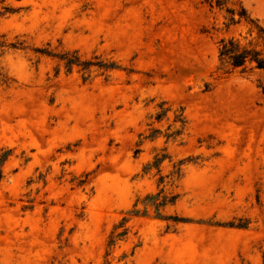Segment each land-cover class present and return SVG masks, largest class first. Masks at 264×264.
I'll return each instance as SVG.
<instances>
[{
  "label": "rangeland",
  "instance_id": "1",
  "mask_svg": "<svg viewBox=\"0 0 264 264\" xmlns=\"http://www.w3.org/2000/svg\"><path fill=\"white\" fill-rule=\"evenodd\" d=\"M227 9L264 29V0H0V264H261L264 71L217 44L264 47Z\"/></svg>",
  "mask_w": 264,
  "mask_h": 264
},
{
  "label": "trees",
  "instance_id": "2",
  "mask_svg": "<svg viewBox=\"0 0 264 264\" xmlns=\"http://www.w3.org/2000/svg\"><path fill=\"white\" fill-rule=\"evenodd\" d=\"M219 5H220V1H216V6ZM226 12L228 14V18H227L228 23L226 26L235 24L240 19H243L250 26V29L251 30L253 29L255 31L257 42L264 47V29L258 25L257 20L248 17L244 9H240L239 13H237L238 20H235L233 10L227 9ZM217 45H218L217 55L219 62L221 64L226 65L231 70H239V72L241 73L252 70L264 71V53L258 50L256 47L250 44L246 46H242L239 43V41L234 38L220 39ZM73 64L79 65V63H77L75 58L66 59V66H71ZM87 65L89 64L88 63H84V65L82 64V66H87ZM3 84H6V82L2 77H0V86H2ZM166 112L167 110L166 111L162 110L160 113H157L155 115V120L159 121ZM175 122H178L180 125H184L185 123L184 118L181 117V115L179 117H176ZM179 131L180 130L174 131L172 135L174 136L178 135ZM148 138H151V136ZM162 160L163 158H155L152 165L145 167L144 170L147 171L153 166L157 169V167L162 162ZM158 197H159L158 194L153 196H147L145 198L143 205L144 206L149 205L153 207L155 215L157 217H161L159 213V208L164 207L167 204H173L175 198L169 197L167 199V197H162L161 201L157 202ZM130 213L132 215H138L139 211L133 210ZM124 223H125V219L123 218L118 223V225L114 227L113 230H119V231L117 232L114 231L115 233L114 232L111 233L107 243L108 247H112L115 244V242L125 234L126 230L124 229ZM261 264H264V253L261 256Z\"/></svg>",
  "mask_w": 264,
  "mask_h": 264
}]
</instances>
